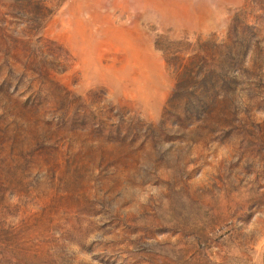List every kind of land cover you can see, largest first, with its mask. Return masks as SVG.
Instances as JSON below:
<instances>
[{
	"label": "rangeland",
	"instance_id": "obj_1",
	"mask_svg": "<svg viewBox=\"0 0 264 264\" xmlns=\"http://www.w3.org/2000/svg\"><path fill=\"white\" fill-rule=\"evenodd\" d=\"M0 264H264V0H0Z\"/></svg>",
	"mask_w": 264,
	"mask_h": 264
}]
</instances>
